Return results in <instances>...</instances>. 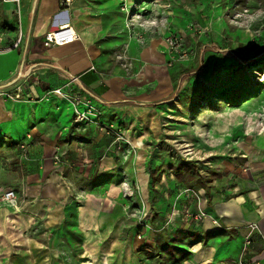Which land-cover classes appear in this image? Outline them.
Masks as SVG:
<instances>
[{
    "label": "rangeland",
    "instance_id": "374dc122",
    "mask_svg": "<svg viewBox=\"0 0 264 264\" xmlns=\"http://www.w3.org/2000/svg\"><path fill=\"white\" fill-rule=\"evenodd\" d=\"M122 1L129 18L139 5L156 8V20L165 22L164 42L169 35L182 39V56L173 61L169 56L165 64L171 69L174 91L157 110V132L148 128L157 141L141 144L151 149L145 156L125 126L112 122L123 136L120 141L95 128L110 137L104 154L112 151L119 157L115 173L119 172L110 187L102 185L101 228L94 241L86 242L66 233L55 240L44 216L29 220L33 199L18 186L19 170L25 165L15 153L0 149V264H198L208 249L202 226L209 183L234 166L248 167L245 157L259 148L258 138L264 136V0H142L133 6ZM60 5L65 9L63 0ZM128 49L108 50L111 62L124 67L122 55ZM63 107L60 115L66 124L73 121V106L64 101ZM142 129L141 133L147 130ZM30 149L24 153L18 147L19 155L24 157ZM125 157L132 174L119 164ZM7 190L15 192L14 199L3 198ZM200 211L205 216L196 220L193 214ZM70 220L65 216L60 223L66 232ZM212 240L221 242L219 236ZM175 245L188 251H178ZM216 246L218 259L228 255L227 248L233 249Z\"/></svg>",
    "mask_w": 264,
    "mask_h": 264
},
{
    "label": "crops",
    "instance_id": "0c3cea01",
    "mask_svg": "<svg viewBox=\"0 0 264 264\" xmlns=\"http://www.w3.org/2000/svg\"><path fill=\"white\" fill-rule=\"evenodd\" d=\"M121 1L72 0L61 9L60 0H19L17 15L14 2L0 0V91L20 87L35 99L0 98V149L15 153L25 165L24 171L19 170L18 186L33 199L29 220L44 216L55 240L63 239L65 233L68 238L81 236L84 242L95 240L102 223V185L110 187L117 177L119 157L112 151L104 154L111 139L91 124L74 123L72 119L62 122V98L53 95L50 103L38 98L78 76L73 86L90 95L100 121L125 126L137 148L150 156L151 149L141 148V144L156 140L151 133L157 132L160 123L157 110L174 91L171 69L165 66L169 60L162 35L165 22L156 20V8L144 10L140 5L129 18L120 9ZM141 1L128 0V4ZM135 10H131L133 14ZM63 24L71 25L78 39L66 45L45 46L44 34ZM17 39L18 45L11 48ZM121 46L129 48L122 55L124 67L122 63L121 67L114 65L107 53ZM92 66L95 69H90ZM6 124L13 128L6 129ZM22 127L27 130L23 132ZM142 128L147 129L145 133H141ZM26 135H31L33 145L22 157L18 144ZM258 146L253 155L245 157L248 167L234 166L224 173L228 180L222 176L209 183L207 217L202 226L208 249L201 253L204 257H198V264H222L224 260L264 264V136L258 138ZM55 154L61 156L59 163L53 160ZM119 164L127 174L133 173L126 157L120 158ZM161 191L167 192L164 188ZM65 216L71 219L68 232L60 225ZM252 223L258 224V230L243 249L246 229ZM59 226L62 228L55 230ZM218 236L220 243L212 240ZM216 244L232 245L233 249L227 248L228 255L218 259Z\"/></svg>",
    "mask_w": 264,
    "mask_h": 264
},
{
    "label": "built area",
    "instance_id": "2783aa9c",
    "mask_svg": "<svg viewBox=\"0 0 264 264\" xmlns=\"http://www.w3.org/2000/svg\"><path fill=\"white\" fill-rule=\"evenodd\" d=\"M3 2L11 1L16 4L17 15L19 14V0H2ZM72 0H63L64 6H69ZM123 3V1L121 2ZM121 10L124 11L125 4L120 6ZM78 39V34L75 29L69 24H63L51 31L44 34L43 43L45 46H61L70 44ZM181 38L178 35H169L165 37V43L167 47L170 60L173 61L175 58L182 56L180 46ZM19 43L17 39L11 46L15 48ZM9 49V48H7ZM5 49V50H7ZM90 69H95L93 66ZM78 83V76H72L67 82L62 86L56 87L52 90L44 93L43 98H49L51 96H57L62 98L64 101L70 102L73 106V121L75 123H87L91 124L93 127L97 128L104 134L115 135L116 140H123V136L119 135V127L114 123L105 124L100 121V112L96 105L93 103L90 95L84 94L78 87L73 86ZM0 98L13 101H28L35 100L30 96H26L20 87H15L14 89H7L0 91ZM33 145V139L31 135H26L25 139L18 145L19 149L26 153L29 148ZM55 163L61 161V156L55 154L53 156ZM3 198L7 201L15 198V192L13 190H7L3 193ZM196 220L201 219L205 214L200 211L193 214ZM247 233L244 235L243 249H245L252 240L253 231L257 229L256 224H249L247 227Z\"/></svg>",
    "mask_w": 264,
    "mask_h": 264
},
{
    "label": "trees",
    "instance_id": "16d2710c",
    "mask_svg": "<svg viewBox=\"0 0 264 264\" xmlns=\"http://www.w3.org/2000/svg\"><path fill=\"white\" fill-rule=\"evenodd\" d=\"M168 245H171L170 243L168 244ZM178 251H188L187 250V248H185V247H183V246H180V245H178V246H174Z\"/></svg>",
    "mask_w": 264,
    "mask_h": 264
}]
</instances>
